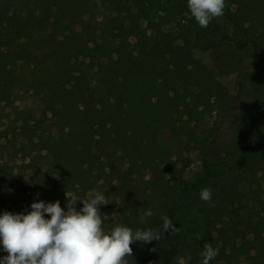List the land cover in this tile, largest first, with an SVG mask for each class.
<instances>
[{"label": "trees", "instance_id": "16d2710c", "mask_svg": "<svg viewBox=\"0 0 264 264\" xmlns=\"http://www.w3.org/2000/svg\"><path fill=\"white\" fill-rule=\"evenodd\" d=\"M185 13L187 0H0V110L25 83L19 65L46 69L25 84L37 109L17 115L28 137L50 119L57 128L31 141L20 163L0 166V215L27 214L39 201L67 210L66 192L84 198L95 189L113 200L124 226L161 235L132 244L141 259L172 239L186 264H202L205 243L218 249L210 264H264V0H226L207 28ZM174 18L179 38L164 29ZM198 40L210 42L207 55L194 49ZM235 74L251 91L231 121L236 144L213 156L233 102L226 79ZM175 80L197 88L192 101ZM214 113L203 146L199 130ZM190 149L203 161L193 182L183 178ZM207 187L214 206L200 198ZM149 208L154 215L141 222ZM164 214L178 233H163Z\"/></svg>", "mask_w": 264, "mask_h": 264}, {"label": "clouds", "instance_id": "9594fccd", "mask_svg": "<svg viewBox=\"0 0 264 264\" xmlns=\"http://www.w3.org/2000/svg\"><path fill=\"white\" fill-rule=\"evenodd\" d=\"M188 19L194 18L202 28L222 17L226 0H187ZM67 210L60 201L34 202L32 210L25 213L5 211L0 215V244L7 255L0 258V264H129L133 256L132 244L139 241L149 244L160 241L161 235L152 229H136L117 225L104 227L101 205H108L105 193L92 190L82 198L75 192H66ZM202 201L214 206L210 187L200 193ZM83 207L77 209V202ZM50 216V218H46ZM154 212L149 208L140 216L141 222L151 218ZM163 233H178L179 228L167 214L162 216ZM202 264L218 255V249L205 243L201 253Z\"/></svg>", "mask_w": 264, "mask_h": 264}, {"label": "rangeland", "instance_id": "374dc122", "mask_svg": "<svg viewBox=\"0 0 264 264\" xmlns=\"http://www.w3.org/2000/svg\"><path fill=\"white\" fill-rule=\"evenodd\" d=\"M141 26L143 28L146 26L145 21L141 22ZM179 26V19L174 18L172 23L165 26L164 29L174 37L179 38ZM179 43L180 41H177V44ZM193 47L205 56L210 48V42H208V40H198L194 43ZM55 66L56 64L52 65L54 68ZM45 71L46 69L35 67L33 65L24 68L19 65L18 67V72L24 79L25 83L16 89L13 106L5 107L0 110V166L2 167L9 163L14 157H16L17 162L20 163L24 150L29 147L31 141L37 142L40 137L56 135L57 128L54 121L50 119L35 135H30L29 137L26 136L22 130L23 121L19 119L17 115V111L33 110L35 112L37 109L38 103L37 98L34 96V91L26 89L25 84L35 81L40 75L44 74ZM226 80L227 84H229L232 89L233 102L228 105L225 129L210 146L213 156L226 153L236 144L235 132L237 129H235L231 121L239 119L238 114H240V111H238L236 107L247 103V93L251 91L245 75H231ZM174 89L185 102L192 101L198 93V90L194 85L182 80L174 81ZM214 120L215 113L204 116V123L199 130V138L203 146L207 144V139ZM160 140L173 151L176 150L175 143L166 133L161 135ZM186 157L188 160V166L183 178L187 182H193L203 173L202 155L199 149H190L186 152ZM101 192L105 193L109 203L108 205L100 206V211L104 214V227L106 229H111L117 225H124V218L113 200L106 194V192ZM172 246L173 240L168 239L163 245L159 246L154 251L147 252L142 259L138 257L139 251L137 250V247L132 246L133 256L128 257L129 264H138L139 261L144 264H186L185 257L183 258L182 256L175 255V253L172 252Z\"/></svg>", "mask_w": 264, "mask_h": 264}]
</instances>
